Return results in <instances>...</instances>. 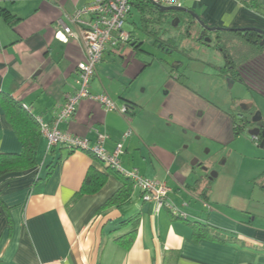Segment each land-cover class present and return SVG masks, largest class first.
Segmentation results:
<instances>
[{"label":"crops","instance_id":"obj_1","mask_svg":"<svg viewBox=\"0 0 264 264\" xmlns=\"http://www.w3.org/2000/svg\"><path fill=\"white\" fill-rule=\"evenodd\" d=\"M93 1L0 3V153L23 150L4 109L6 98L52 126L67 96L77 92L78 64L85 58L81 35L84 24L74 22L72 16ZM189 1L183 6L211 27L264 30V0ZM91 18L82 17L87 21ZM63 26H69L78 38L61 41L57 33ZM139 40L107 49L91 82L93 95L107 93L119 109L127 105L128 112L107 111L102 104L86 98L74 117L59 128L92 143L99 133L106 134L109 151L132 131L124 139L123 166L166 183L170 188L168 200L187 218L174 215L165 206L158 209L156 202H145L134 187L126 203L99 211L124 186L122 177L91 153L65 147L49 150L48 140L41 133L36 166L0 178V264H264V225L212 207L220 204L215 188L203 180L196 161L191 162L173 140L167 139L166 146L146 132L138 85L150 64L141 56ZM247 54L243 69L254 79L247 64L264 63V52ZM182 66L184 63L168 69L173 81H166V94H173L160 101L156 116L191 126L207 124L208 116L217 123L213 135L232 142V115L236 110L221 109L189 92L178 81L186 76L181 73ZM183 93L188 98L179 96ZM176 97L184 102L177 105ZM181 112L186 121L179 118ZM90 168L107 174V183L96 194L78 196ZM199 203L203 210L198 209ZM196 225H205L210 233L197 236ZM132 231L133 239L127 236Z\"/></svg>","mask_w":264,"mask_h":264},{"label":"rangeland","instance_id":"obj_2","mask_svg":"<svg viewBox=\"0 0 264 264\" xmlns=\"http://www.w3.org/2000/svg\"><path fill=\"white\" fill-rule=\"evenodd\" d=\"M147 2H135L125 26L140 39L141 56L150 64L138 85L140 96L143 97L146 132L152 133L156 142L166 146H169L168 140H173L175 147H180L183 154L191 158V162L200 164L196 169L203 180L214 186L215 198L220 203L214 202L212 207L233 216L254 220L257 225H264V148L260 146L263 140H260L259 145L253 140L250 134L252 127H244L239 135H235L233 130L234 139L228 143L213 135L217 123H212L213 118L208 116L207 124L191 126L182 125L173 119L164 121L155 114L160 101L172 97L173 92L166 94V81H173L169 70L179 62L182 65L184 63L180 69L182 75L186 76L178 81L189 92L201 95L224 110H236L241 104L255 106L264 120V63L255 61L247 64L253 72V79L244 72L242 65V57L245 55L243 36L237 32L214 31L206 37L210 40L208 44H204L199 41L201 35H198L197 30L187 28L184 21L179 24L173 20L168 23L164 19L161 21L160 12L152 3ZM139 3H142L144 13L138 7ZM189 3V0H184L186 6ZM143 15L147 18L149 30L155 32L156 36L174 40L173 54L161 51L153 44L152 38L142 31ZM217 35L221 36L222 42L218 41ZM223 48L231 54L235 69L227 65ZM236 70H239L240 75L235 80L230 79L229 75ZM174 95L177 93L174 92ZM179 96L188 98L184 93ZM151 97L154 98L147 105ZM174 100L177 105L183 101L178 97ZM200 112L204 114L202 109ZM179 118L184 121L187 119L184 112L179 114ZM199 118L203 116L199 114ZM214 173L217 175L213 176ZM198 209L203 210V204L199 203Z\"/></svg>","mask_w":264,"mask_h":264},{"label":"built area","instance_id":"obj_3","mask_svg":"<svg viewBox=\"0 0 264 264\" xmlns=\"http://www.w3.org/2000/svg\"><path fill=\"white\" fill-rule=\"evenodd\" d=\"M139 0H94L91 4L77 10L72 20L84 24L81 35L85 43V58L78 64V90L75 94H69L66 102L58 111L53 125L45 123L41 117L35 119L40 126L41 133L48 140V149L65 147L69 150H82L93 154L97 159L120 175L130 179L134 189L140 190L145 202H156L158 209L168 208L174 215L187 218V214L168 200L170 188L166 183L142 176L137 169H126L123 166L121 156L124 154V139L132 134V131L124 135L113 151H109L105 143L108 139L106 134H98L97 141L92 143L88 138L74 135L69 131H63L59 125L71 120L78 110L83 99L89 98L100 104L107 111L119 110L126 114L129 107L125 105L119 109L113 99L107 93L93 95L91 93V82L96 73L97 66L101 63L107 49H118L123 45L135 41L134 33L125 28L128 17L132 13L135 2ZM159 7H182L184 0H148ZM3 0H0L2 3ZM83 15H90V20H83ZM58 38L68 42L70 38H78V35L69 27L63 26V30L57 33ZM2 44L0 41V50ZM26 110L29 108L24 105ZM257 145L260 138L253 135Z\"/></svg>","mask_w":264,"mask_h":264},{"label":"trees","instance_id":"obj_4","mask_svg":"<svg viewBox=\"0 0 264 264\" xmlns=\"http://www.w3.org/2000/svg\"><path fill=\"white\" fill-rule=\"evenodd\" d=\"M149 2L147 3L149 4ZM153 5L156 7L157 11L160 12L161 21L165 19L164 14L166 12H161L159 6L155 4ZM138 7L142 9V3H139ZM8 16L9 15L7 14V17ZM174 23L177 24V22H174ZM148 27L149 26H148L147 18L143 15L142 31H145V33L149 35V37L155 41L156 45L161 44L162 47L165 48V50L173 49L172 44L174 43V40L172 38L164 40L156 36V33L150 31ZM237 34L242 35L241 32H237ZM258 34L259 33L257 32H253V35L257 36ZM220 38L221 36L219 35L218 41L222 42L223 40L221 41ZM135 40H136V37H135ZM223 51L225 55L227 56V65L235 69V63L232 60L231 54L228 51H225V49ZM243 52H245L244 57H246L248 55L247 53H249V55L252 56L254 55V53L256 54L258 52L263 53L264 49L260 45L259 41L255 40L253 42V45L250 46L249 48H244ZM244 57H242V60H244ZM239 75H240L239 70H236L235 73H233L232 79L235 80V77ZM229 77L231 76L229 75ZM3 105H4V109H5V112L7 114V117L10 123L12 124L16 134L18 135L19 139L22 142L23 150L21 153H0V178L6 174L25 171L29 168L36 166L37 164L36 154L38 150L39 140L41 137V130H40V126L38 122L30 113H27L21 105L15 102L12 98H6ZM232 119H233L234 134L239 135L240 132H242L244 127H246L247 125L245 123L238 122L235 119V115H232ZM260 140H263V139L260 138ZM120 176L122 177V180L124 181V186L116 194L110 197L103 204V206L100 208L99 211L106 210L112 207H119L123 205L124 203H126L131 198L133 194V183L130 179L122 175ZM107 179H108L107 174L97 171L94 168H90L85 177L81 190L78 192V196L92 195V194L98 193L107 183ZM196 231L197 232L195 234L197 236H206L210 233V230L205 225L203 226L196 225ZM134 235H135L134 231L127 234V236H129L131 239L134 238Z\"/></svg>","mask_w":264,"mask_h":264},{"label":"flooded vegetation","instance_id":"obj_5","mask_svg":"<svg viewBox=\"0 0 264 264\" xmlns=\"http://www.w3.org/2000/svg\"><path fill=\"white\" fill-rule=\"evenodd\" d=\"M164 21L165 22H170V21H174V22H178V24L180 22L185 23L186 27L189 28L190 30L193 28L195 30H197L198 35H201L203 28L199 27V24L194 20V17H192L190 14H187L185 12H175V11H168L164 14ZM210 31H205L203 38L200 39L199 41L203 42L204 44H208V42L205 41V38L207 36H209ZM242 38H243V42H244V46L245 48H249L250 46L253 45V42L255 40H258L259 43H261L264 40L263 36H260L259 34L253 35V33L247 32V33H242ZM216 38L219 40V35L216 36ZM221 39V38H220ZM157 47L160 48L161 51L165 52V53H169V54H173L174 51L169 50L166 51L164 47H162L161 44H157ZM262 48L264 49V46H262ZM177 65L180 64L179 62L176 63ZM230 79H232L233 73L232 75H230ZM203 98V97H202ZM206 99V98H205ZM209 103L213 104L212 102H210L208 99H206ZM258 109L255 106L252 105H247V104H241L239 106V108L236 109L235 112V119L240 122V123H245L247 126H251L252 129L254 128H260V135L259 138L264 140V120L263 118L261 120L258 121H253L254 116L257 114Z\"/></svg>","mask_w":264,"mask_h":264},{"label":"water","instance_id":"obj_6","mask_svg":"<svg viewBox=\"0 0 264 264\" xmlns=\"http://www.w3.org/2000/svg\"><path fill=\"white\" fill-rule=\"evenodd\" d=\"M160 11L161 12H168V11H175V12H185L187 14L192 15L195 20L199 23V25L203 28V31L201 33L200 39L203 38L204 32L210 31V32H214V31H230V32H241V33H246V32H257L259 33L260 36L264 37V30L260 29V28H256V27H247V28H227V27H211L209 25H207L202 19L201 17L195 13L193 10H190L187 7H178V6H172V7H160ZM178 24V22H177ZM206 42H209L210 40L208 38H205ZM261 46H264V40L260 43ZM166 51H169V49H167ZM262 116L260 112H257V114L254 116L253 121H258L261 120ZM250 134L252 135H257L259 136L260 133V128H254L250 131ZM264 135V132H263ZM261 148H264V140L261 142ZM197 163V162H196ZM197 165H200L197 163ZM217 174H213V176H216Z\"/></svg>","mask_w":264,"mask_h":264}]
</instances>
